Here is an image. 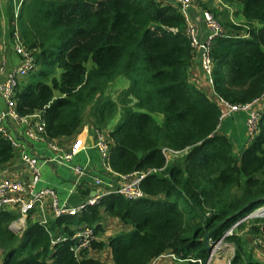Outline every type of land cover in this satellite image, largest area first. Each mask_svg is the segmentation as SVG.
Returning <instances> with one entry per match:
<instances>
[{
  "label": "trees",
  "instance_id": "16d2710c",
  "mask_svg": "<svg viewBox=\"0 0 264 264\" xmlns=\"http://www.w3.org/2000/svg\"><path fill=\"white\" fill-rule=\"evenodd\" d=\"M20 1L14 24L33 67L12 95L15 112L37 114L47 141L71 137L87 121L104 131L111 172L143 176L139 197L112 191L43 224L29 213L19 234L8 227L14 209H0V264H108L86 256L87 249L73 254L72 226L79 225L92 230L89 249H108L109 264H152L165 254L205 263L210 245L264 205V102L256 130L236 154L232 139L218 131V104L190 83L194 49L177 4ZM219 2L220 8L203 5L222 29L209 44L213 92L229 104L250 103L264 92V0ZM237 4L232 16L239 13L243 22L228 11ZM9 9L11 16L10 0ZM11 29L12 18L10 35ZM121 77L126 87L109 95ZM165 149L183 155L166 161ZM14 152L0 133V167ZM106 217L121 228L105 243L96 235ZM245 225L243 239L235 232ZM50 233L65 240L50 245ZM263 233L264 215L239 224L225 238L235 246L232 264H264L244 254L247 237Z\"/></svg>",
  "mask_w": 264,
  "mask_h": 264
},
{
  "label": "built area",
  "instance_id": "2783aa9c",
  "mask_svg": "<svg viewBox=\"0 0 264 264\" xmlns=\"http://www.w3.org/2000/svg\"><path fill=\"white\" fill-rule=\"evenodd\" d=\"M11 1V18H12V32L10 36V44L12 48L13 54L19 59L18 65L6 69L4 61L0 59V97L3 101V108L0 109V133L4 136L6 140L9 141L11 146L14 149L20 147L18 140L11 134L7 133L5 130V122H10L14 125H26V129L24 134L32 138L34 135H42V123L37 114L29 115V116H19L13 107L12 95L16 90L18 82L22 80L28 73L31 71L33 67L32 58L30 53L24 48L21 44L20 39L18 37V31L15 27L14 21L17 15V10L20 5V0H10ZM173 3L178 5V9L182 14L183 18L186 21V33L189 38H191V45L193 49H200V58H201V70L204 73L205 77L208 79L209 83L212 85V79L210 78L212 61L209 56V44L210 40L214 35L222 32V29L219 25V22L213 15L207 11H203L202 18L210 31V35L207 37V41L205 43H199L198 38L195 36V27L194 24L189 18V8L191 6L192 0H171ZM213 99V98H212ZM214 99L219 106V119L220 121L224 118L232 115L233 112H237L239 110L244 111L246 113V126L249 134L253 133L254 128L256 127L258 121L259 109L263 105L264 102V92L260 95V97L252 100L250 103L246 104H229L224 99L217 97L214 95ZM36 117L38 122L33 125V129L28 126V121L31 122V119ZM95 147L99 151L103 162H105V157L108 150V145L102 131L95 129ZM249 136V135H248ZM164 157L166 153H178L171 150H163ZM71 153H66L60 155L61 160L69 161L71 159ZM19 161L24 166V169L27 171L26 179H9L2 178L0 176V209L11 208L17 213V218L12 222L13 224L24 225V220L26 216L31 213L32 217H34L39 223H45V211L48 210L51 212L53 216L60 215L62 213L74 214L80 206L77 207H69L64 204H60L57 201L55 193L53 189L46 187L37 188V182L39 181V163L38 160L27 153L20 152L19 153ZM167 161V159L165 158ZM106 164V162H105ZM106 170L111 173L107 164ZM74 172L78 174V176L83 175V171L81 167L75 166ZM143 176V174L132 173L130 175H121L124 183L115 186L113 184H105L99 177H94L92 183L95 186L101 187L102 185H106L107 190L104 193H95L92 198L90 197L85 204L92 205L97 202V200L107 193L116 192L123 195L127 199H133L134 197L141 196V191L139 189V179ZM46 202V204H45ZM84 205V204H83ZM82 206V205H81ZM264 215V205L256 208L251 213L239 218L235 224H233L218 240L215 244L210 245V252L205 261L202 263L200 259H189L192 262L197 261L199 264H232V261L228 258L223 260L221 263H215L214 258L215 255L222 248V244H226L225 238L231 236L235 231V228L242 223L247 222L250 218H254L255 216H263ZM50 245H54L60 243L65 240L64 237L54 236L50 233ZM94 238L92 235V230L90 227L82 226L80 228H76L73 230L71 235L72 243L70 245V249L74 255H78L81 251L85 249H89V242ZM260 240V237H259ZM264 240V239H262ZM260 243H263L259 241ZM258 243V242H257ZM164 256H169L173 260H188V259H180L175 254H165Z\"/></svg>",
  "mask_w": 264,
  "mask_h": 264
},
{
  "label": "crops",
  "instance_id": "0c3cea01",
  "mask_svg": "<svg viewBox=\"0 0 264 264\" xmlns=\"http://www.w3.org/2000/svg\"><path fill=\"white\" fill-rule=\"evenodd\" d=\"M163 2H169L170 0H159ZM171 2V1H170ZM205 5L207 8H220L219 0H202L201 1H192L189 8V18H191L194 27H195V36L198 38L199 43H205L207 37L210 35V31L207 28L203 18L202 13L206 11L203 8ZM232 8L230 7L228 11L230 12ZM231 17L238 22H243V18ZM241 17V16H240ZM8 18V19H7ZM10 9H9V0H0V24H1V36H0V59L4 61L5 68L10 69L19 63V59L13 54L11 44H10V34L7 31L8 21L10 22ZM200 49H194L192 54V61L189 68L188 77L190 83L192 82L198 89L205 93V95L212 99L214 98V92L212 85L209 83L208 79L205 77L204 73L201 70V58H200ZM15 57V61L12 60V57ZM3 108V101L0 97V109ZM246 116V115H245ZM38 122V119L34 117L31 119V122L28 121V126L33 129V125ZM26 125H14L10 122H5V130L7 133L13 135L19 142L20 147L15 149V154L13 159L0 167V176L2 178L9 179H26L27 171L24 169V166L19 161V153L24 152L29 155L34 156L39 161V181L37 182L38 187H46L53 189L55 196L59 205L64 204L69 207H77L86 203V201L95 194V193H104L107 190L105 184H113L119 186L124 183L121 175L115 174L114 172H108L106 169V164L103 162L99 151L95 147V127L89 122L81 126V128L73 136L68 138H58L53 140H45L42 135H34V137L29 138L24 134ZM246 136V135H245ZM33 142H44L46 144V151L48 155L42 156V158L37 157L36 149L33 146ZM71 153V159L69 161H63L60 158V155ZM168 161V160H167ZM79 166L83 171V175H79L74 172V167ZM44 168L40 176L41 168ZM47 167V168H46ZM94 177H99L104 185L101 187L95 186L92 183ZM40 183V185H38ZM109 194V193H107ZM46 204V202H45ZM51 212L45 211V219L51 216ZM115 221L117 226L113 225L111 231L105 226V221ZM13 222V221H12ZM9 224V229L15 230L14 233L19 234L23 229L24 225L20 224ZM103 231H101V238H97L101 242L107 241V237L112 235L116 229L121 228V224L116 220H111L109 218H104L102 220ZM87 225L72 226L73 228H80ZM249 225L238 231L236 234L242 235V231H247ZM74 228V229H76ZM17 230V231H16ZM111 232V233H110ZM98 233L97 235H99ZM96 235V236H97ZM244 239V236H242ZM260 237V240H259ZM252 244L255 257L257 255L258 260L264 261V233L262 235H251L247 237ZM259 241L263 242L260 243ZM258 242V243H257ZM259 245L262 248H259ZM256 249V250H255ZM88 250V249H87ZM91 250V249H90ZM235 246L229 243L222 244V248L215 255V263H221L223 260L230 259L232 260L234 256ZM90 251L86 256H94L97 259L104 261L105 263H110V256L108 249L105 248L102 250L103 255L96 254L97 249ZM92 252V253H91ZM152 264H187L182 260H173L169 256L161 255L154 259Z\"/></svg>",
  "mask_w": 264,
  "mask_h": 264
},
{
  "label": "rangeland",
  "instance_id": "374dc122",
  "mask_svg": "<svg viewBox=\"0 0 264 264\" xmlns=\"http://www.w3.org/2000/svg\"><path fill=\"white\" fill-rule=\"evenodd\" d=\"M192 1H201L202 2V0H192ZM240 6L241 5L237 4L234 8H232L230 10V12L232 13L233 11H238L239 9H241ZM234 17H236L237 19L242 18V17H240L239 13H236L234 15ZM12 60L15 61L14 56L12 57ZM126 85H127V81H125L124 78L121 77L117 80L115 79L114 83L111 84L110 88H108L107 93L109 95L112 94L113 96H115L116 93L119 91V89L125 88ZM245 115H246V113L244 111H241V110H239L237 112H233L232 115H229L228 117L221 120L219 123V126H218V131L220 133L227 135L234 142L236 154H238V151H240L243 148V146L246 144L247 139H250L252 137L251 135H253L254 131L256 130V127H255L253 133H251V134L248 133L247 126H246V119L247 118ZM153 117H154L155 121H158V123H161V121H162L161 120V117H162L161 114L153 113ZM102 133L104 134V131H102ZM33 146L36 149V153H37L38 158H42V156H44V154L48 155L46 148H45L46 144L44 142H33ZM182 155L183 154H181V153H166L165 158L168 161H172L173 159L181 157ZM41 160L42 159H39V161H41ZM44 168L45 167L41 168L40 176H41V173L43 172ZM38 185H40V183H38ZM36 187L39 188L37 185H36ZM104 223H105V226H107V228L109 229V231H111V229L113 228V225L117 226L115 221H109L108 220L107 222L105 221ZM86 227H90V226L87 225ZM242 235L246 236V231H242ZM101 236L102 235L100 233L99 235H97V238L100 239ZM259 248H262V247L259 245ZM90 251L94 252L93 249H91V250L88 249L85 254H89ZM249 253H251V254H249ZM96 254L103 255L102 250L96 251ZM244 254L246 256H251L253 258V260H255V261L258 260L257 255L255 257V252H254L253 246L250 243H248L247 245L244 246Z\"/></svg>",
  "mask_w": 264,
  "mask_h": 264
},
{
  "label": "water",
  "instance_id": "95a60500",
  "mask_svg": "<svg viewBox=\"0 0 264 264\" xmlns=\"http://www.w3.org/2000/svg\"><path fill=\"white\" fill-rule=\"evenodd\" d=\"M11 231L15 232V230L10 229ZM17 231V230H16Z\"/></svg>",
  "mask_w": 264,
  "mask_h": 264
}]
</instances>
